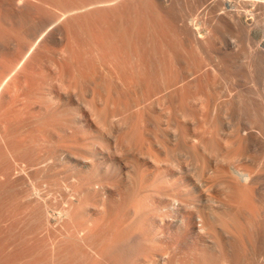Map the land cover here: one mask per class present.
I'll use <instances>...</instances> for the list:
<instances>
[{
	"label": "rangeland",
	"instance_id": "rangeland-1",
	"mask_svg": "<svg viewBox=\"0 0 264 264\" xmlns=\"http://www.w3.org/2000/svg\"><path fill=\"white\" fill-rule=\"evenodd\" d=\"M34 3L35 0H0V264H9L13 260H17L18 262H24V260L25 262H34L37 258L41 259L43 257L53 259L74 257L84 260L89 259L91 262H98L99 264H112L116 260L113 263L115 264L118 257L109 252V247L117 248L119 244L121 245L120 247L129 246L130 255L118 258V264H124V259L131 260L141 256L135 249L143 237L141 233H144L147 227L150 228L155 224H160L163 227L168 226L167 216L164 217L167 213L165 210L170 205V201L166 196L167 183L164 182L162 184V187H164L162 191L165 194L160 203L158 194L159 183L156 179L158 170L160 168L161 172L164 170L162 174L165 178L167 175L165 171L167 169L170 168L179 172V169L182 170V168L186 167V164L183 162H180L181 164L179 163L178 166L169 163L167 160L168 152H166L168 147L163 142L167 147L163 149L165 146L160 143L163 139L156 135V126L154 128V125L156 124V120H158L157 114L161 116L160 123L164 128L166 125V113L163 106L156 104V101L149 98V93H146L150 91L151 81L154 78L152 64L148 63L144 66V69L143 67L141 68V71H144L140 74L142 83L138 85L136 92L138 104L137 106H133L131 102L134 100V94L132 95L133 92L131 93V91L133 89L129 87L131 86L129 85L131 81H128L131 80V77H128L130 76L129 73L125 74L124 67L126 66L124 65V60H121L124 57L122 52L119 51L122 50L119 41H115V38L112 41V36L106 34L107 32H104V35L100 36H93L90 32L87 35L91 25L101 24L102 28L109 26L108 19L111 17L110 14L93 13L92 10L94 9L77 13V16H81V20L71 21L67 25L63 24L65 31H68L67 29L70 30V27L75 32L79 29L81 40L83 36L84 38L87 36L86 42L90 40L91 44L90 42L89 44L88 42H84L85 39L83 38V44L86 43L85 45H87L85 47V45H80L81 43H78L79 41L76 40L74 42L81 46L82 49H79L78 52L76 46L77 50L75 52L71 48V44L68 45L69 47L67 46L73 39H69V42L66 41L68 43L65 46H67L68 51L63 50L65 42H62L58 46V44L55 45L46 40L43 42L42 40V43L35 45L26 55L25 51L32 43V38H30V35L33 33L30 27L31 23H40L43 26L48 21L55 20L58 15L50 7L45 8L46 10L44 9L40 13H35L33 6H31ZM107 7L109 6H99L98 8L106 9ZM253 8L257 9L254 12V9H251L252 11L250 10V12H236L239 13L237 16L240 15L241 18L239 16V19L236 18L223 22L225 24L227 22V25H233L232 28L219 24L222 21L218 22L216 25L219 32L215 34L216 36L212 35V37L214 36L212 39L214 43L209 41V39L205 40L207 41L206 45L204 44L205 42L203 43L206 47L205 50L212 49L210 43L214 44L213 51L211 50L213 53L219 49L217 52H219L220 57H218L222 62L220 73H216L213 67L206 66L202 72L203 80L199 81L201 77L194 75L188 81V83H193L189 84L192 87H195L198 83L206 86L210 82L219 81L218 94L220 96L217 95L219 96L220 103L221 100L225 102L233 96H238L245 99L248 98L255 105L259 103L258 106L261 108L264 106V96L260 97L256 95V93L260 92L264 95V16L261 21L257 20L261 15L260 9L257 6ZM198 9L200 11V8ZM247 9L249 10L250 8ZM189 12H192V9ZM197 12L198 10L190 13V15L186 16V18L190 16V19L188 18L189 20H187L185 18V20L189 23L193 19L194 21L199 20L196 18L198 16L193 18V15H198ZM245 13L248 14L245 16ZM256 13L257 16L259 15L258 17H255ZM249 18L253 19V23H251L252 21ZM244 19H248V21L244 22ZM249 21L251 24H249ZM73 22L74 24L71 25ZM231 22L234 24L237 22V26L231 24ZM198 23L196 21L193 25H200ZM166 24L168 27L172 26V23L168 19H166ZM193 25L191 26L194 27ZM239 25L243 26L242 28L245 33L239 31L242 29ZM76 26L81 27L77 28ZM205 26L202 25L200 28L207 29L208 27L206 26V28ZM236 27L240 29L238 30ZM247 28H252L250 30L251 33ZM65 36L62 41H65V38L67 39V36ZM102 36L107 38L104 39ZM190 37L188 38L192 39ZM187 41L189 44H194L193 39L190 41L187 39ZM88 45H91L92 48L88 47ZM208 45L209 48H207ZM69 48L76 53V56L80 53L84 58L85 54L88 63L90 62L85 67V70L88 68V72H85L90 74L92 82L95 83L89 84L88 95L85 94L82 98L78 99V95L75 97V94L79 91V88H75V91L71 92L73 95L69 94L70 101H72L68 100L69 102H67L65 99L69 95H66L62 89L59 91L54 86L52 88L54 93H59L58 95L53 93L54 101L52 103H56L55 105L58 107L56 109L63 112L60 115L54 116L56 117L55 119L50 116L53 122L56 120V128L48 127V129L45 128L46 130L43 131L44 128L42 129V127L46 126H43V124L49 119L44 116L45 114H41L43 117L39 115L30 118L29 121L31 123L29 124L31 125H27L23 121L22 124H19L18 121L21 120L20 116L10 112L12 110L11 101L13 97L20 94L25 95V91L35 81L34 75L39 72L38 68L40 67L38 65L42 64L41 61L43 63L46 62L43 65V72H51L49 73L50 76H54L53 80L52 78L49 79L54 82L53 85H59L63 78H65V80L63 79L65 82L67 78L70 79L69 74L71 73L69 72L71 65L68 71V68H66L65 71L67 72L63 70L64 68L62 69V77L65 74L67 78L65 76L63 78L60 76L59 78L55 76L59 73L56 70L57 68L55 69L57 65L55 66L50 62L53 59V62L57 63L60 60L59 58L68 56L69 53H66L70 51ZM80 51L86 52L82 54ZM212 52L211 56L213 55ZM250 53L252 54L250 55ZM215 56L216 54L212 57ZM81 57L78 56L80 59ZM47 59H51L49 63ZM184 59L187 58L183 57L179 62L173 60L168 62V65L170 63V67L168 65L169 68L165 67L169 69V73H167L174 77L178 73L180 65L184 70L191 69L192 63ZM117 62L120 63L118 64ZM91 63L92 65H90ZM122 63L124 64L122 65ZM128 68L130 67L128 66ZM53 71L57 73L54 75ZM128 71L129 69L126 70V72ZM33 73L35 74L33 75ZM117 74H120L121 77ZM56 78L59 79L56 80ZM205 79L207 82H205ZM147 88L149 89L147 90ZM252 94L255 96H251ZM257 97L260 98L258 99ZM106 99L107 102H104ZM62 101H66L67 104L65 102V105H61ZM59 104L61 107L57 106ZM223 104V107L216 111L219 114L218 118L224 125L225 123L233 126L237 125L240 129L236 133L237 137L247 131L258 137L263 136L260 129L261 125L259 126L260 123L258 121L256 122L252 119L253 121L248 122L242 111L231 109L230 106L227 107V104ZM195 106H197L195 107V113L188 114L185 117V121L184 118L181 119L182 122L186 123L185 126L189 134L197 133L201 127L203 130H208L209 116L205 108L197 102ZM262 109L264 110V107ZM220 114L222 115L220 116ZM44 117L47 118L46 121H40L44 120ZM227 120L229 121L227 122ZM37 125L39 129H37ZM30 128L32 130L29 132L28 129ZM196 129L197 131H195ZM204 136L207 137L208 134L205 133ZM159 143L164 147L160 146ZM234 146L237 147L236 145H232L231 147L235 148ZM225 147L230 149L229 145ZM260 150L257 153L250 154L248 160L234 165L237 168L240 167L241 170H251L252 173H249L252 175L255 173L254 176L257 174L258 177L255 176L257 182L254 184L255 186L264 185L260 183H264V166L252 158L253 156H258L259 160L261 158L264 159V148ZM157 153L159 156L156 155ZM161 155L163 159H166L163 160ZM156 157H160L163 162L160 160V164V162L155 161L157 160ZM190 177L193 178L191 174ZM207 195L208 193L205 191L199 192L200 198L206 199ZM159 207H163L161 213L164 216L162 215V217L159 216L160 214L158 215ZM253 209H256V206L251 203L250 214L254 213ZM262 211L264 212V209ZM263 212L259 215L262 222H264ZM192 214H190L192 224L190 227L196 230L198 222L197 218ZM247 221L245 219V223ZM151 240L152 237H150ZM189 240H191V235Z\"/></svg>",
	"mask_w": 264,
	"mask_h": 264
},
{
	"label": "bare ground",
	"instance_id": "bare-ground-1",
	"mask_svg": "<svg viewBox=\"0 0 264 264\" xmlns=\"http://www.w3.org/2000/svg\"><path fill=\"white\" fill-rule=\"evenodd\" d=\"M31 6H33L34 8L33 10L35 13L37 12L40 13L45 8L47 9L50 7L58 15L55 20H50L48 21V23H45V25L43 26H41L40 23H31L30 27L33 33L30 35V38H32L31 39L32 43L31 46L25 51L26 55L33 49V47H35V45H39L40 43H42L41 42L42 40L43 42H45L46 40L55 45L58 44V46H60L59 44H61L62 42H65V44L63 43L65 46L69 42V39L70 40L73 39L72 40L73 43H71L72 41H70L67 44V46L71 44L72 45L71 48L75 50V52L78 48V52H79V49H82V47L75 42L77 40L79 41L78 43H81L80 45H82L88 39L87 36L85 35L86 36L85 38L83 36L85 40L84 42H82L83 38L81 40V34L79 33L80 31H78L79 29H77L75 32L71 30V27L70 30L67 29V27H69L67 26L66 29L68 31H65L64 29L65 26L63 24L67 25L71 21L81 20V16H77L78 15L77 13L94 9L92 10L93 13L94 12L97 14L103 13L106 15L108 13L110 14L111 17L110 19H108L109 26L106 28H102L101 24L100 25L90 24L91 26L89 30V27L87 25V28L89 30L87 35H89L90 32V34H92L93 36H98V35L100 36L102 34L104 35V32H107L106 34L112 36L111 37L112 41L113 38L116 39V40L114 39L115 41H119L120 43L119 45L121 46L122 49L119 51L122 52V55L124 57V59L121 58V60H124L125 62V64L122 63V65L124 64L126 66L124 67L125 74L129 73L130 76L128 77L129 78L131 77V80L128 81H131V84H129L131 86L129 87L133 89V91H131V93L133 92L132 95L134 94L133 96L134 100L131 102L133 106H137L138 104L136 92L138 89V85L142 83L140 74H142L141 72L144 71V70L141 71V68L143 67L144 69V66H146V64L148 63L152 64L153 75H154V78L153 77L152 78L154 80L151 78L152 81L151 80L150 81L152 82L151 83L152 85L151 87L149 86L150 89L147 88V90L149 89L150 91L146 93H149L148 94L150 96L149 98L150 99L152 98V100L156 101V104H158L159 106L161 105L163 106L164 112L166 113V117L164 116L166 125L164 128L161 126L160 121L162 118L158 114H157L158 118L156 117L158 120L154 119L156 120L155 122L156 124L155 125L154 123L152 124L154 125V128L156 126L155 128L157 132L156 135H158L159 138L163 139V140L160 139L161 140L160 143L162 144L165 143L166 146L168 147V150H166V152H168L167 160L169 161V163L171 165L174 164L178 166L180 162H183L184 164H186V167L182 168V170L179 169V172H176L170 168L167 169L165 171L167 172L165 178L164 175L162 174L164 173V170L162 169L163 172H161L160 171L161 168L159 169L158 167L159 172H157L158 175L156 174L157 175L156 179L159 183L158 194L160 197V203L165 194L162 191V189L164 188L162 187V184L164 182L167 183L166 196L167 199L170 201V205L165 210L167 211L166 215L164 216L161 213V211H163V207H159L158 215L160 214L159 216L161 217L162 215L164 217L167 216L168 226L163 227L160 224H155L150 228L147 227L144 233H141L143 237L142 238L140 237L141 238L140 243L139 245H136V249H135V251L136 252L138 251L141 256L139 255L140 256L139 258L131 259V260L124 259V264H264V222H262V220L259 218V215L262 214L263 212L262 210L264 209V185H260V186L254 185L255 183H257L255 177L257 176V174L254 176L255 173H253L252 175L251 170L249 171L246 169L245 171L244 169L241 170L240 167L237 168L236 166H234L237 163H240L244 160H248L250 158L249 157L250 154L252 155L253 153H257V151L264 148V110L262 109L264 106L261 108L260 106H258L259 103L258 105H255V103H252L248 98L247 100L245 98H241L238 96H233L232 98L226 100L225 102H222L221 100L220 103L219 102L220 95L218 94V90H219L218 85L220 84L218 83L219 81L210 82V84L206 86H202L201 83H198L195 87L189 85L193 83H188V81L194 75L201 77L199 81L203 80L202 72L206 66L208 67L211 66L210 68L213 67L214 71L216 70V73L217 72L220 73L221 71L222 62L221 59L219 58L220 57L219 52H217L219 49L214 51L215 53L212 52L214 48L213 47L214 40L212 41L214 36L212 37V35H215L217 32H219L217 30L218 27L216 24L222 21L219 24L225 26L227 25V22L226 24L223 22L231 19H236L240 16V15L237 16V14L239 13L236 12H242V13L250 12L251 9L252 10L254 9L253 10L254 12L255 9L257 8H253V7L256 6L259 7L260 9L259 11L261 15L260 17H258L259 15L257 16L258 13L257 12L255 17H258L259 19L257 18V20L261 21L263 19L262 17L264 16V0H35L34 5ZM99 6H109V7H107L106 9H100L98 8ZM198 8H200V11ZM247 8L250 9L248 10ZM191 9L192 12H189L191 11ZM184 10L188 14L186 12L183 13L182 11ZM196 10H198L197 12L198 15L196 14L193 15L194 16L193 18L198 16L196 18L199 20L196 19L195 20L197 21V23L199 21L198 24H200L201 26L197 24L196 26H194L193 24H195L196 22L194 21V19L192 20L194 22L190 20L191 22L189 23L187 20L190 19V16L186 18V16L190 15V13H194ZM247 14L245 13V16ZM185 18L187 20H185ZM166 19H168L172 23L171 27L167 26ZM246 20L248 21V19ZM246 20L244 19V22ZM249 20L252 21L251 23H253L252 18L251 19L249 18ZM250 21L249 24H251ZM185 23L188 25H186ZM236 23L237 22H235V24L231 22V24L234 25H236ZM241 23L239 24L242 25ZM73 24L74 22L71 25ZM190 24L193 25L194 27H192ZM202 25L203 26L206 25L209 28V30H207L208 28L206 26L205 27L207 29L200 28L202 27ZM227 26L228 27L230 26L231 28L233 27V25H227ZM242 27L243 26H240V28ZM236 28L238 30L240 29L238 27ZM251 29L252 28H249L248 30L250 31ZM239 31L245 33L243 28L240 29ZM65 35L67 36V39L65 38V41H62ZM82 35H84V33H82ZM93 36L91 37L92 40L94 39ZM102 37L104 39L107 38V37L105 38V36ZM188 37L193 39L194 44L188 43L187 39L189 41L192 40L189 39ZM208 39L213 43L211 44L209 42L210 45H212L210 46L212 47V49H210L208 45L207 48H209V50L207 49L208 50L207 51L205 50L206 47L204 46V44L206 45L207 41L205 40ZM66 41L68 42L66 43ZM87 42L89 44L90 40H88ZM73 44L74 45L76 44L74 48H73L74 46ZM67 46L65 47L67 48ZM86 46L87 45H85V47ZM88 47L92 48L91 45L90 46L88 45ZM64 48H63L64 51L66 50L68 51V48L67 49ZM73 50H70L69 52L66 53V54L69 53L68 56L66 55L65 57L63 56L62 58H59L60 60L57 63H54L53 59L52 60L50 59L51 61L47 59L48 63L50 61L53 65L55 66L57 65L55 69L57 68L56 70L59 73L55 72L57 73V75H55L54 71L53 73L55 76L59 78L60 76L62 77L63 75L62 69L64 68L63 70L65 71L66 68H68L67 69L68 71L71 65L70 67L71 70L69 72L71 73L69 74L70 79H68L64 74V76L69 81L67 79L66 82L63 81V79L65 80L63 76L62 77L63 79L60 81L59 85L58 84L53 85L54 82L49 79L52 78L53 80L54 76L52 75H51L52 77L50 76L49 73L51 72L48 71H46V73L43 72V68H44L43 65L46 62L43 63V61H41L42 64L39 62L41 65H38L40 67L38 68L39 72L37 74L33 73V75L35 74L34 75L35 81L33 84H31L28 87V90L25 91L26 92L25 95L20 94L13 97L11 101L12 110H10V112L14 113L17 116H20L21 120L18 121L19 124L20 123L22 124L23 121L25 122V124L31 125L29 124L31 123V121H29L30 118H34L35 116H39V115L43 117V115L41 114H45L44 116H46L50 120H51L50 116L54 117L57 114L59 115L61 114L62 110L60 111L56 109L58 108L55 105L56 103L55 102H54L55 104L52 103L54 101L53 100L54 94L58 95L59 93V92L54 93L52 89L54 88V86H56L59 91H61V89L62 91H65L66 95L67 94L69 95L71 94L72 91H75L74 90L75 88H79V91L75 94L76 95L75 97H77L78 95V99L82 98L85 94L88 93L89 84L95 83L92 82L93 80L91 79L90 74L86 73L88 72L87 71L88 68H86L87 70H85V67H87L86 65L89 64L90 62L88 63L85 54H84V58L83 55H80V53L79 55L77 54L79 57L82 56L80 59L78 58V56H76V53ZM209 51H211L213 55L216 54V56L212 57L213 55L211 56V52ZM83 52L85 53L86 51ZM83 52L81 53L83 54ZM251 54L252 53H250V55ZM182 56L184 58H187L184 60L186 61L189 60L192 63V68L190 67L191 69L184 70L182 69L181 65L178 63L180 65V67L178 68V73L173 77L172 75L168 74L169 69H166L170 67V63L168 65V62L172 60L179 62L181 61L180 59L183 58ZM90 65H92V63ZM128 66L130 68H128ZM127 69H129L128 72H126ZM165 72L168 73L166 74ZM117 75L121 77L120 74ZM144 78H146V76ZM58 79L56 78V80ZM205 82H207L206 79ZM253 95L254 94H252L251 96ZM256 95L260 97L264 96L262 92L256 93ZM70 99L71 98L69 95L65 100L69 102ZM62 102L63 103L60 104L65 105L64 104L65 102L64 101ZM104 102H107V99ZM196 102L199 105L203 106V108H205V111L209 116L208 117L209 120L207 124L208 130H203L201 127V129H199L197 133L194 134L192 131L193 134L191 133L189 134V132H187L185 126L186 123H184V121L186 120L185 117H187L188 114L190 113L193 114L196 112V108H195L197 107L195 106ZM223 103L227 104V107L230 106L231 109H237V111L238 110L242 111L243 115L245 114L246 117L245 119L248 122L249 121L251 122L252 119L255 120L256 122L258 121L260 123L259 126L261 125L260 129H261V134L263 136L258 137L257 135L247 131L241 133V135L237 137L236 133L240 130L239 127L237 125L233 126L229 123L227 124L225 123L224 125L220 122V119L218 118L219 114H217L216 111L218 109L220 110L221 107H223L222 106ZM60 104L57 106L61 107ZM221 115L222 114H220V116ZM46 117H44L45 119L43 118L44 120H40V121H46L47 119ZM55 118L56 117H54V119ZM183 118L184 121L182 122L181 119ZM49 119H47V122H44L43 126L46 125L47 127L46 126L42 127V129L44 128L43 131L46 130L45 128L48 129V127L56 128V122H55L56 120H54L55 122L54 124V122L52 120L50 121ZM228 121L229 120H227V122ZM31 128L28 129L29 132L32 130ZM37 129H39V127ZM195 131H197V129ZM205 133L208 134L207 137L204 136ZM44 136H46V134ZM160 143H159L160 146L162 147L165 146V144L163 146ZM226 145H229L230 149L225 147ZM232 145H236L237 147L234 146L235 148H233L231 147ZM166 146L163 149H166L167 148ZM158 153L156 154L157 156H159ZM162 157L163 156L161 155V158ZM256 157L253 156L252 157L253 160L259 161V163L263 164L264 166V159L261 158L259 160V157L258 158ZM156 159L157 160L155 161L158 162H160L161 160L160 157L159 158L156 157ZM161 162L163 161L161 160ZM190 174L193 176V178L190 177ZM260 183L264 184L262 182ZM201 191H205L206 193H208L207 195L208 197L206 196L207 197L206 199L199 197V192ZM251 203L256 206V209H253L254 213L251 211L252 213L250 214L249 210ZM174 205L176 206L174 207ZM191 213H193L192 215H194L195 218H197L198 227L196 230H194L195 228L191 229L190 227L192 226L191 216H190ZM245 219L246 221L248 219L249 220L245 223ZM190 235H191V240H189ZM150 237H152L151 241H150ZM115 244L117 245V243ZM120 246L121 245L119 244V247L117 248L109 247L110 248L109 252L115 257L117 256L118 258L128 257L130 255V252L128 250L129 246H122V247ZM118 258L115 264H118ZM15 261L17 260H13L9 264H93V263L99 264L98 262H93V261L91 262V260L89 259L84 260L74 257H67V259H59V258L53 259V258L43 257L41 259L37 258L34 262H28V261L25 262V260L24 262H18V261L15 262Z\"/></svg>",
	"mask_w": 264,
	"mask_h": 264
}]
</instances>
